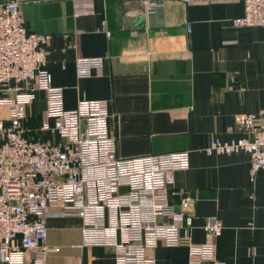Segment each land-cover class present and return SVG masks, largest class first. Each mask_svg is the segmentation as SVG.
<instances>
[{
    "label": "crops",
    "instance_id": "1",
    "mask_svg": "<svg viewBox=\"0 0 264 264\" xmlns=\"http://www.w3.org/2000/svg\"><path fill=\"white\" fill-rule=\"evenodd\" d=\"M24 1L27 30L49 36L45 69L63 90L64 108L107 101L120 159L188 151L190 167L176 172L174 189L194 201L191 242L213 243L215 260L225 264H264V171L251 179L244 152L203 153L210 139L244 137L237 119L264 110V28L232 25L242 1L164 0L139 26V0H93L94 14L77 17L70 0ZM105 56L101 75L77 78V58ZM44 101L38 92L27 117L41 118ZM211 218L221 223L218 237L204 231ZM46 228V245L59 249L46 264H115L110 248H73L82 243L79 218H50ZM151 254L156 264L188 262L185 246L160 244Z\"/></svg>",
    "mask_w": 264,
    "mask_h": 264
},
{
    "label": "built area",
    "instance_id": "2",
    "mask_svg": "<svg viewBox=\"0 0 264 264\" xmlns=\"http://www.w3.org/2000/svg\"><path fill=\"white\" fill-rule=\"evenodd\" d=\"M70 1L75 17L95 12L93 0ZM139 1L143 19L164 7V0ZM241 1L243 15L232 25L264 28V0ZM24 3H0V110H7V121H0V264H46L49 254L58 253L46 245L50 218H79L82 243L73 248H110L115 264H156L151 253L160 244L185 246L187 264H225L215 260L213 243L190 239L194 201L174 189L176 172L190 167L189 152L118 158L108 102L82 100L74 110L64 108L63 90L52 86L45 69L49 36L27 30ZM185 26L189 32L190 24ZM108 59L77 58V78L101 75ZM38 92L45 96L39 131L50 139L28 136L24 125ZM261 117L264 110L240 116L245 136L210 139L203 153H247L253 179L264 171ZM204 231L218 237L221 223L211 218Z\"/></svg>",
    "mask_w": 264,
    "mask_h": 264
},
{
    "label": "trees",
    "instance_id": "3",
    "mask_svg": "<svg viewBox=\"0 0 264 264\" xmlns=\"http://www.w3.org/2000/svg\"><path fill=\"white\" fill-rule=\"evenodd\" d=\"M39 123H40V118L38 119H31L27 118L26 121L24 122V125L27 129V135L33 138H38L43 140L42 134L39 131Z\"/></svg>",
    "mask_w": 264,
    "mask_h": 264
},
{
    "label": "water",
    "instance_id": "4",
    "mask_svg": "<svg viewBox=\"0 0 264 264\" xmlns=\"http://www.w3.org/2000/svg\"><path fill=\"white\" fill-rule=\"evenodd\" d=\"M142 21H143V17H139V19H138V21L136 23V26H139Z\"/></svg>",
    "mask_w": 264,
    "mask_h": 264
}]
</instances>
